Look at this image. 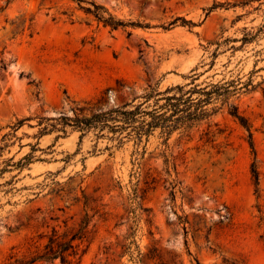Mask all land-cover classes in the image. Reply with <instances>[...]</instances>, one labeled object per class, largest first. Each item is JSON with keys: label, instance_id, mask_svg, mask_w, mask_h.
<instances>
[{"label": "rangeland", "instance_id": "1", "mask_svg": "<svg viewBox=\"0 0 264 264\" xmlns=\"http://www.w3.org/2000/svg\"><path fill=\"white\" fill-rule=\"evenodd\" d=\"M92 1L137 25L72 0H0V264L81 224L70 264H264V0ZM225 81L241 86L229 103L244 123L217 102L166 144L159 128L139 147L40 134L39 117Z\"/></svg>", "mask_w": 264, "mask_h": 264}, {"label": "trees", "instance_id": "2", "mask_svg": "<svg viewBox=\"0 0 264 264\" xmlns=\"http://www.w3.org/2000/svg\"><path fill=\"white\" fill-rule=\"evenodd\" d=\"M72 1L77 3L78 8L105 26L118 28L137 25L134 22H125L116 18L107 8L92 0ZM254 1L262 4V0H243L240 2V6L252 5ZM244 29L246 30V27ZM261 30L262 27L251 28L244 32L239 40L242 44L251 42L257 38ZM240 88L241 86L234 84V81L207 83L201 87L194 85L187 90H184V85H176L163 93H157L162 94L161 97L156 98L153 106H150L146 103L154 97L156 91L150 87V90L142 96L144 100L138 104L125 102L107 109H94L92 106L82 105L73 109L71 116L39 117L40 134L52 132L59 128L66 133V127L70 126L72 130L80 132V139L92 131L97 138L106 137L109 141H116L115 146L117 147L130 140L133 141L134 147H139L142 142L148 140L154 130L159 128L161 136H164L163 142L166 144V140L173 130L177 128L188 130L202 120L209 118L217 110L216 107L210 109L206 107L211 103L228 104L229 113L244 123V118L238 107L234 103H229L230 97ZM194 94L197 95L193 96ZM160 100L163 102L159 103ZM26 119L29 118L19 119L12 125V129L16 130ZM205 134L210 135V131H206ZM106 148L109 149L111 146ZM84 227L81 224L76 231H67L62 234L53 229L48 241L41 249L29 256L15 258L14 264H42V262L54 264L57 259L60 264H70L72 258L78 259L80 257L79 246L84 237ZM77 240L78 242H75Z\"/></svg>", "mask_w": 264, "mask_h": 264}]
</instances>
